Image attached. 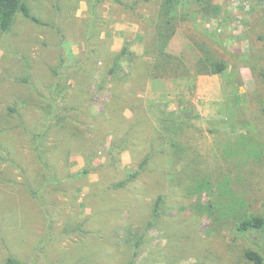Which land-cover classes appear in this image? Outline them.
<instances>
[{"label":"rangeland","instance_id":"374dc122","mask_svg":"<svg viewBox=\"0 0 264 264\" xmlns=\"http://www.w3.org/2000/svg\"><path fill=\"white\" fill-rule=\"evenodd\" d=\"M26 2L48 25L17 15L0 33V264H250L258 247L264 258V229L242 236L201 209L242 202L264 218V0ZM166 3V51L189 75L148 78ZM207 58L226 69L198 74ZM53 86L63 117L40 163L33 137Z\"/></svg>","mask_w":264,"mask_h":264},{"label":"trees","instance_id":"16d2710c","mask_svg":"<svg viewBox=\"0 0 264 264\" xmlns=\"http://www.w3.org/2000/svg\"><path fill=\"white\" fill-rule=\"evenodd\" d=\"M171 4L166 3L163 5V14L164 19L159 25V31L157 35V42L155 44L156 48V55L153 61V65L150 68L148 73V78H160V77H170V78H182L188 76V70L185 67L184 63L181 59L175 55H171L166 51V47L170 38L173 35L172 29V18H171ZM17 15H21L23 18L29 20L30 22L38 25H48L47 22L41 21L38 17L33 15L30 11V7L26 0H0V33L8 32L11 27L13 26L15 17ZM214 43H222L219 38L213 39ZM128 49L123 47L119 52V57H123L127 55ZM116 58V59H117ZM203 63L200 64L201 67L204 69L199 70L198 74L201 75H216L222 73L226 69V65L223 62H210V59L207 58L206 61L202 60ZM206 62V63H205ZM205 63V64H204ZM209 63V64H207ZM204 64V65H203ZM118 63L115 60L113 67L109 70L108 75L115 78L117 70H118ZM233 75L239 76L238 71L234 70L233 74L228 76V81L231 84L233 81ZM59 94L56 91V86H53L49 91L47 96L43 99L47 102L48 109L46 114V125L42 132H39L34 135V141L36 143V159L40 163H44L42 158L43 151L41 149V141L42 137H45V133L47 132V128L51 125H57L60 120L62 119V115L57 114V99ZM152 156H146L142 160V162L138 165L136 172L132 175L133 178L137 176V174L143 171L146 168L147 162ZM136 178V177H135ZM128 181V180H127ZM126 182H120L117 184V188H121L125 185ZM204 187L202 184L200 186L193 185L191 188L188 189L190 193L197 192L199 195L204 191ZM199 206V202H197ZM244 204L242 202L235 203V202H226L225 201H217L214 204L209 203L208 205L201 207L202 212H206V214L213 218V221L221 225L224 221H229L231 219H236V230L242 236H247V234L251 232H259L264 229V218L258 215H248L246 211L243 209ZM164 198L159 196L153 205L152 208V215L151 220L148 222L149 225H152L156 221L162 217V212L164 211ZM244 258L250 264H262L263 257L260 248L252 249L248 248L244 252ZM3 264H25L19 261H16L12 258H8Z\"/></svg>","mask_w":264,"mask_h":264}]
</instances>
